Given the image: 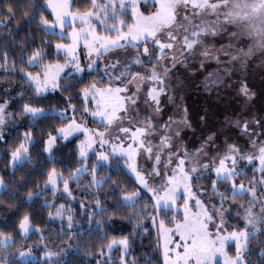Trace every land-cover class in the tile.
I'll list each match as a JSON object with an SVG mask.
<instances>
[{
	"label": "snow or ice",
	"instance_id": "1",
	"mask_svg": "<svg viewBox=\"0 0 264 264\" xmlns=\"http://www.w3.org/2000/svg\"><path fill=\"white\" fill-rule=\"evenodd\" d=\"M257 51L264 0H0V264H68L71 243L50 247L21 211L40 199L44 223L69 233L56 241L78 237L85 264H138L134 238L153 234L162 264H264V117L228 118L189 145L176 100L181 68ZM239 95L246 106L256 93L243 83ZM162 98L177 109L167 120ZM18 121L25 131L9 145ZM73 144L72 166L49 167Z\"/></svg>",
	"mask_w": 264,
	"mask_h": 264
},
{
	"label": "rangeland",
	"instance_id": "2",
	"mask_svg": "<svg viewBox=\"0 0 264 264\" xmlns=\"http://www.w3.org/2000/svg\"><path fill=\"white\" fill-rule=\"evenodd\" d=\"M223 42L227 44L228 37ZM238 42L233 43L235 45ZM241 47L247 52L246 47ZM234 51L237 55H242L240 49L234 47ZM178 75L184 80V87L178 90L176 100L181 105V110L185 107L188 109L191 128H185L182 135L189 145L198 146L202 136L206 137L211 131L219 130L228 118H243L245 113L250 117H264V57H261L259 51L235 64L217 65L211 62L205 69H200L197 65L195 75L181 68ZM212 81L219 83L213 84ZM206 83L211 85L208 90ZM243 83H247L250 90L256 93L254 101L247 102L246 106L243 103L245 98L239 95V87ZM162 99V106L166 105L163 119L167 120L177 109L166 98ZM203 116H207V122L201 119ZM21 123L22 121H18L16 128ZM11 130L6 128L5 135L8 136ZM211 198L213 197H206ZM121 227L128 228L123 222L117 221V233Z\"/></svg>",
	"mask_w": 264,
	"mask_h": 264
},
{
	"label": "trees",
	"instance_id": "3",
	"mask_svg": "<svg viewBox=\"0 0 264 264\" xmlns=\"http://www.w3.org/2000/svg\"><path fill=\"white\" fill-rule=\"evenodd\" d=\"M58 101L57 100H53L52 101V106H57L58 105ZM25 121H22L21 125H25L26 126ZM43 124H48V123H56V121H44L42 122ZM19 126L17 128H14L11 130L10 135L8 134L9 140L8 143L9 145L15 143L17 141L18 138L23 136V133L25 131V127ZM40 125L37 126V128H39ZM3 147V152L0 153V172H5L8 171L7 169V163H8V157H7V152H8V147H4V146H0ZM74 148V144L70 145L69 147L63 148L62 153H57V159L60 161V163L55 164V165H49V167L52 166H56L57 168H60L61 165H65V166H72V164L74 163V161L71 159V157L69 156V153L72 151V149ZM25 171H27V169H25ZM17 175H19V173H17ZM258 175V174H257ZM251 177V172L248 173L247 177H243L244 179L250 178ZM115 178V177H114ZM84 181H81V184H83ZM73 188H76V185H73ZM19 198L21 200H26L27 199V194L26 191L25 192H20L18 193ZM83 199V197H78V199L75 202V211L77 213H79L80 209H79V204L81 202V200ZM51 200V197H49V201ZM60 203H63L64 201L61 200L59 201ZM44 203L43 199L40 200H36L34 202H32L30 205L29 204H25L23 205V207L21 208V211H28V210H33V215L37 217L38 223L42 228H45V232L43 233V235L49 237L50 239V243L49 246L50 247H67L69 243H71L72 252H69V254L67 255L66 259L68 260V264H85L86 260L89 259V257H87L82 249L77 248V244L79 242V238L76 236H73L71 238V241H67L65 239H61L59 241H56V238L58 236L63 235V237H67L69 235V233L67 232V230L65 229V232L63 234H61L60 232V222L59 221H54L48 224H45L44 221L47 220V211H43L40 208V205ZM80 220L81 218L79 217V215H77V227L79 228L80 226ZM83 224L86 225L87 224V220L86 218L83 220ZM126 224V223H124ZM127 225V230L126 232H124V235H127L128 232L131 231V226ZM148 227L150 228L151 225L150 223L148 224ZM82 230V229H80ZM135 243L133 245V252L138 260V264H145V260L146 259H152L153 260V264H162V257L160 255H158L155 251H153L154 245H155V239H154V234H153V238L150 239L148 236H143V237H135ZM141 239L143 240V243H141ZM51 241H56L55 244L51 243ZM253 243H255V241H253ZM30 244L33 246L34 251H33V256L40 261L41 257L44 255L42 250H38L35 248V245L38 244V239L37 237L33 236L31 238ZM92 259H95L94 257ZM255 259V258H253Z\"/></svg>",
	"mask_w": 264,
	"mask_h": 264
}]
</instances>
